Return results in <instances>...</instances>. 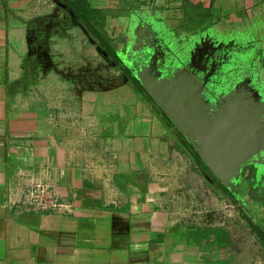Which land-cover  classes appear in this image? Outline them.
Returning a JSON list of instances; mask_svg holds the SVG:
<instances>
[{
	"label": "crops",
	"instance_id": "1",
	"mask_svg": "<svg viewBox=\"0 0 264 264\" xmlns=\"http://www.w3.org/2000/svg\"><path fill=\"white\" fill-rule=\"evenodd\" d=\"M140 2L137 19L107 15L112 42L151 14L180 40L242 30L241 68L264 78V0ZM65 17L48 0H0V264H254L251 227L205 218L231 199L207 187L87 25Z\"/></svg>",
	"mask_w": 264,
	"mask_h": 264
},
{
	"label": "flooded vegetation",
	"instance_id": "2",
	"mask_svg": "<svg viewBox=\"0 0 264 264\" xmlns=\"http://www.w3.org/2000/svg\"><path fill=\"white\" fill-rule=\"evenodd\" d=\"M151 17H154L155 22H151L153 18L150 21L147 19L146 22H142L137 27V31H131L130 36L125 35L123 37L120 35L121 37L114 39L116 40L115 43L113 40L111 44L113 43L112 45L121 59V64L131 73L135 81L141 85L143 92L152 100L149 91L144 87L136 73H140L150 88L159 96L161 95L159 94V85L166 78H171L174 71L187 70L191 73L188 80L192 84L195 80L199 81V85L194 84L195 95L191 93L192 98H186L182 103L173 104L174 114L181 118L177 122L167 115L160 104L153 101L167 117L178 135L185 139L195 152L198 157L196 161L199 170L205 179L218 189L229 188L230 191L228 192L233 197V190L208 167L187 135H192L191 128L197 129L195 124H198L200 139L197 138V135L194 138L200 142L205 135L208 120L217 117L222 112L231 114L232 110L234 112L238 108L239 110L245 109L264 113V106L259 109V106L253 105L249 98L250 93L254 90V84L252 81L250 82V74L241 68L244 65L240 60L244 52L245 34L242 30H235V32L232 31L230 34L232 38L229 39L228 34L221 30L207 27L205 29L199 28L194 33L187 32L184 34L183 40H180L173 34V31L161 24L162 21L158 16L151 14ZM181 58H184L185 62L181 61ZM222 66H225L223 70ZM240 78H244L245 86L243 89L240 87L242 92L238 93L235 84ZM261 86H259L258 91L263 93L264 90ZM260 117L264 120L263 114H260ZM255 161L242 166L234 192L238 190V186L244 182H249L253 168H255L256 182L261 181L260 176L264 168V145L258 150ZM202 170L208 174L210 179Z\"/></svg>",
	"mask_w": 264,
	"mask_h": 264
},
{
	"label": "water",
	"instance_id": "3",
	"mask_svg": "<svg viewBox=\"0 0 264 264\" xmlns=\"http://www.w3.org/2000/svg\"><path fill=\"white\" fill-rule=\"evenodd\" d=\"M181 61L185 62V59L181 58ZM251 72L248 71V74H250V82L252 81V84H254V90L250 93L249 98L256 107L260 104L264 106V92L260 93L258 91L259 86H264V78L255 69ZM136 75L149 91L153 100L160 104L167 115L173 118L175 122L181 118L174 114L173 104L182 103L186 98H192L191 93L195 95L194 84L199 85L197 80L193 84L188 80L191 77L189 71H174L171 78H166L159 85V94H161L159 96L150 88L140 73H136ZM243 79H238L235 84L238 93L242 92L239 88L242 87L243 89L245 86V83H243L245 80ZM254 95L258 97V100L254 98ZM260 114H263L264 117L263 112L256 113L245 109L239 110L238 108L234 112L232 110L231 114L222 112L217 117L208 120L205 135L200 142L194 138L195 135L199 138L198 124H195L197 129L191 128L192 135H187L203 161L233 192L236 188V181L241 174L242 166L250 162H256L255 156L264 145V120L261 119ZM202 172L209 178L205 171L202 170Z\"/></svg>",
	"mask_w": 264,
	"mask_h": 264
},
{
	"label": "rangeland",
	"instance_id": "4",
	"mask_svg": "<svg viewBox=\"0 0 264 264\" xmlns=\"http://www.w3.org/2000/svg\"><path fill=\"white\" fill-rule=\"evenodd\" d=\"M61 1L62 0H48L49 3L50 2L54 3L56 9L61 7L62 11H64V13L67 15V17H65V20H71L72 16L74 15L70 12L67 5L62 4ZM139 1L140 0H119V3L121 6L114 10L122 12L123 15H127V14L129 16L132 15V17H135L137 19L138 14L140 13L139 12L140 10ZM95 26L99 29L101 28L99 24L97 25L95 24ZM243 63H244V66L246 67L245 64L247 63L244 61ZM122 66L124 67L123 64ZM224 67L225 66H222V70L224 69ZM124 69L127 72V74L131 76V73L128 72L125 67ZM254 98L258 100V97L256 95H254ZM151 101L154 103L152 99ZM253 101L255 100L253 99ZM153 105L156 106L155 103ZM262 107H263V104H260L258 108L262 109ZM168 124L171 125L170 122H168ZM175 132L176 134H178L176 130ZM180 138L182 141H184V143L189 148L190 152L194 155V157L198 158L195 152L190 147V145L186 142V140L183 139L182 137ZM95 160H98V162L100 161V159H96V158ZM260 179H261L260 182L249 180L250 183L244 182L242 185L238 186V191L241 192L240 195L242 196L240 199L241 201L239 202L234 201L233 197L231 196V194H229L228 191H225L222 188L218 189L215 186V189L219 191L221 198L223 199L230 198L231 203L229 204H233V206L224 207L220 211H216L215 214L207 211L206 213H208L209 215L207 214V216L205 217L206 220L210 218H214L217 220L218 219L224 220L225 218L228 219L231 215H233V231H235L238 234L247 228L249 230V228L251 227L254 233V238H255L254 239V264H264V236L262 235L260 231V230H264V168H263V171L261 172ZM206 184H207V187H212L210 183L208 184V181H206ZM259 185H262L261 189L258 188ZM252 192L256 194V197L258 198H253L251 195Z\"/></svg>",
	"mask_w": 264,
	"mask_h": 264
},
{
	"label": "trees",
	"instance_id": "5",
	"mask_svg": "<svg viewBox=\"0 0 264 264\" xmlns=\"http://www.w3.org/2000/svg\"><path fill=\"white\" fill-rule=\"evenodd\" d=\"M62 4H66L70 12L76 16L77 21H82L87 25V27L91 30V32L97 37V39L100 41V43L106 48V50L110 53V55L118 62L121 63L120 57L117 55L114 46L111 44L112 37L111 35L103 30L104 26L106 24V17L107 15L111 14L114 16L123 15L122 12H119L114 9H103L98 7H91L87 0H62ZM139 4L141 2L139 1ZM95 24L100 25V29L95 26ZM137 82V81H136ZM138 84V83H137ZM140 88L142 89L141 85L138 84ZM143 90V89H142ZM250 180H255V168L252 170V175L249 176ZM226 191H230L229 188L225 187ZM258 188H262V185H259ZM253 191V190H252ZM233 200L234 201H241V192L236 190V192H233ZM253 198L256 197V194L253 192L251 193ZM251 221V220H250ZM252 222V221H251ZM262 235L264 236V230H260Z\"/></svg>",
	"mask_w": 264,
	"mask_h": 264
}]
</instances>
